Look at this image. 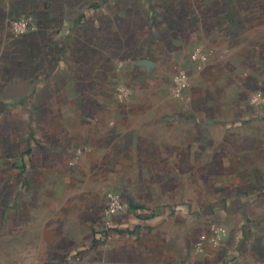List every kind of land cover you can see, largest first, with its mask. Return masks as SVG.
Wrapping results in <instances>:
<instances>
[{
  "label": "crops",
  "instance_id": "0c3cea01",
  "mask_svg": "<svg viewBox=\"0 0 264 264\" xmlns=\"http://www.w3.org/2000/svg\"><path fill=\"white\" fill-rule=\"evenodd\" d=\"M0 264H264V0H0Z\"/></svg>",
  "mask_w": 264,
  "mask_h": 264
},
{
  "label": "built area",
  "instance_id": "2783aa9c",
  "mask_svg": "<svg viewBox=\"0 0 264 264\" xmlns=\"http://www.w3.org/2000/svg\"><path fill=\"white\" fill-rule=\"evenodd\" d=\"M12 32L23 33L27 29V24L23 20H12L10 23ZM192 59L200 62H205L206 59L200 51H195L192 55ZM185 76L183 75L180 79L181 83L185 82ZM107 206L104 209V217L106 219H111L118 216L124 212V205L121 201L120 194L113 191L106 195ZM113 228V225H106V232H109Z\"/></svg>",
  "mask_w": 264,
  "mask_h": 264
}]
</instances>
